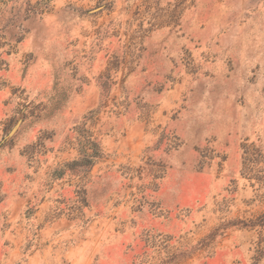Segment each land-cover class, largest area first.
<instances>
[{
	"label": "rangeland",
	"instance_id": "1",
	"mask_svg": "<svg viewBox=\"0 0 264 264\" xmlns=\"http://www.w3.org/2000/svg\"><path fill=\"white\" fill-rule=\"evenodd\" d=\"M0 264H264V0L0 1Z\"/></svg>",
	"mask_w": 264,
	"mask_h": 264
},
{
	"label": "trees",
	"instance_id": "2",
	"mask_svg": "<svg viewBox=\"0 0 264 264\" xmlns=\"http://www.w3.org/2000/svg\"><path fill=\"white\" fill-rule=\"evenodd\" d=\"M0 1H3V0H0Z\"/></svg>",
	"mask_w": 264,
	"mask_h": 264
}]
</instances>
